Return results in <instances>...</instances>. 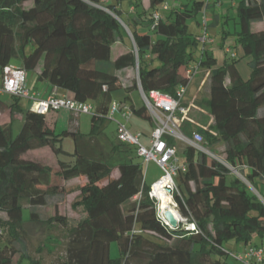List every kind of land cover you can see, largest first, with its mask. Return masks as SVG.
Returning <instances> with one entry per match:
<instances>
[{
	"label": "trees",
	"instance_id": "trees-1",
	"mask_svg": "<svg viewBox=\"0 0 264 264\" xmlns=\"http://www.w3.org/2000/svg\"><path fill=\"white\" fill-rule=\"evenodd\" d=\"M144 1L0 0V73L13 59L25 72L40 66L39 80L93 108L89 134H56L48 128L47 115L22 110L20 98L12 97L11 113L22 112L23 124L16 134L10 124L0 125V212L7 215L6 220L0 217V264H12L18 253L13 241L24 233L23 207L30 211L27 222L40 223V208L61 193L74 192L78 195L71 207L81 211L83 219L74 223L55 215L46 221L66 233L65 257L54 264H228L226 242L262 249L253 241L264 239V0H236L235 58L229 50L224 64L217 66L213 54L201 48L196 65L209 72V97L194 105L207 111L212 123L202 129L183 121L180 131L187 138L200 133L205 150L223 143L226 157L222 163L184 147V170L175 177L172 198L186 224L175 230L158 215L136 148L108 144L100 129L117 91H124L118 102L132 115L151 121L144 105L132 103L133 91L140 86L145 94L159 91L176 98L178 89L188 86L184 70L193 62L192 48L200 36L188 32L187 21L207 2L192 0L191 7H173L155 20V12L177 0ZM125 3L131 11L122 10ZM253 23H263V29L252 31ZM117 43L127 52L112 60ZM244 59L250 71L246 80L235 67ZM127 69L134 71L128 82L122 76ZM98 136L105 153L98 149ZM65 137L74 141L72 153L62 149ZM85 137L94 139L92 147ZM44 147L57 158V172L22 159L26 152ZM113 170L119 173L117 179L111 178ZM82 177L87 181L76 188L58 184ZM113 242L118 245L116 258L110 256ZM18 254L29 264H41L24 248Z\"/></svg>",
	"mask_w": 264,
	"mask_h": 264
},
{
	"label": "rangeland",
	"instance_id": "rangeland-1",
	"mask_svg": "<svg viewBox=\"0 0 264 264\" xmlns=\"http://www.w3.org/2000/svg\"><path fill=\"white\" fill-rule=\"evenodd\" d=\"M204 1L207 3L202 7V10L199 11L193 19L187 21L188 32L192 36H202L203 34L206 33L209 36L210 40H215L214 47L217 49L222 44H225L229 47L231 46L233 47V43L235 39L233 28L235 26H234V20L232 18L235 17V12H234L232 5L235 3L236 0H204ZM182 5L183 6L187 5L191 7L192 0H177L176 3H168L167 10H163L162 8H160L158 12L161 17H164L165 15L169 14L170 10H172L173 7L179 8ZM124 6L126 7L127 4L125 3ZM24 7L25 8L29 7V4H25ZM227 13L229 14V18L232 20L229 19L227 21V19H225ZM226 21L228 22V24L225 23ZM226 28L230 29V32H231L230 35H225L223 30ZM203 47L204 45H202V47L201 45H198L197 47L192 48L193 62L190 65H193V64L196 65L199 62L200 56H201L200 51H201V48ZM225 57L223 55L222 59ZM115 58H116V48L113 49L112 51L111 59L114 60ZM240 62L242 63L241 64L242 66L241 65L239 66L241 69V72L248 79L250 75V71H249V68L247 67V63L243 60H241ZM10 66L20 67V62L17 59H13L11 61ZM202 71H203V67L199 66L196 76H194V78L191 79V81L189 82L187 86V90H186L187 93L183 101L184 103H186V105L188 104V106H189V103L192 101V99L196 95L198 83H199V79L201 77ZM26 74L27 76L29 74L35 75L34 72H26ZM122 76H123L124 81L126 82L132 81L134 77V71L132 69H129L128 71L123 72ZM124 96H125L124 91H117L113 94V100L115 101L123 100ZM130 96L133 101V104L136 107H142L144 105L143 100L138 91H133ZM7 97L11 99L9 95ZM19 101H21V103L24 104L26 99H19ZM25 106H26L25 108H27L26 104ZM196 113H198V111L196 112L195 109H191L189 117L191 115L197 116L198 114ZM260 113H264V106L261 107ZM115 117L116 116L114 117L109 116L107 120L105 121V123L103 124L102 129H100L101 134L104 135L105 139L109 140L108 144L112 143V145L114 146L118 144L117 132H116L117 122L115 120ZM86 118H88L89 121L91 119L90 115H86ZM133 119H135V117H133ZM63 130H66V129L58 128L56 134L61 133ZM89 133H90V129H87L86 134H89ZM61 146H62V149L67 153H72L74 151V141L70 137L63 138L61 142ZM184 147L185 146L182 142H179V141L176 142L177 157L181 160H183L182 151ZM98 149H100L101 152L103 153L106 152L105 147L101 146L100 143H99ZM206 150H207L206 154L208 156L213 157L214 159H217L218 161L224 163L226 154H225V145L223 143H219L215 145L212 148V150L210 149H206ZM33 155H36V154H33ZM27 157L30 158L29 155ZM60 158L63 160H71V157H69L68 155H61ZM143 165H144L145 177L147 178L146 180L148 184H150L152 181L157 180L160 177V175H162L160 168L154 162H151L150 165L149 164L147 165L143 164ZM232 172L234 175H236L240 179L242 178L240 177V175H238V173H235V171H232ZM115 175H118L117 170H113V172L111 173V178H114ZM77 195L78 194L69 195V194L61 193L60 195L55 196V199L52 200L51 204H49L46 207L40 208L39 218L41 222L40 223L39 222L38 223L27 222L23 225L24 233H21L22 234L21 240L13 241L15 250L18 253H20V251H22V248H24V252L27 255H29L33 259H39L41 264H54L55 262L64 259L66 242H67L65 230L61 226H58L55 224L49 225L46 221L47 219L55 215L64 216L69 221L74 222V223L79 222L81 219H83L84 214L79 210L78 211L73 210L71 207L72 202L75 200ZM163 196L164 198H167L168 195L163 193ZM157 201H158L157 202L158 215H161L159 213V200L157 199ZM166 201L168 204L175 206L174 207L175 210L178 212L179 216L181 217V223L185 225L186 220L181 216L179 209L177 205L175 204V202L173 203V201H170V200H166ZM1 213L2 214H0V217L6 220L7 215L3 212ZM29 214H30L29 209L27 207H23L22 209L23 221H28ZM263 241L261 243L260 240L255 238L253 243L255 244L257 243L264 250ZM247 248L248 247L242 243L236 244L234 242H226L224 244V249L230 253L229 257L227 258L228 264H244L242 261L238 259V257L240 256V254H243L244 251L247 250ZM18 253L14 256L12 260V264H29V261L27 259H22L20 257V254ZM110 256L112 258H116L118 256V245L116 242H113L110 245Z\"/></svg>",
	"mask_w": 264,
	"mask_h": 264
},
{
	"label": "built area",
	"instance_id": "built-area-1",
	"mask_svg": "<svg viewBox=\"0 0 264 264\" xmlns=\"http://www.w3.org/2000/svg\"><path fill=\"white\" fill-rule=\"evenodd\" d=\"M167 4H164L162 9L167 10ZM155 20L160 18L159 12L153 15ZM198 42L206 45L210 42L209 36L205 33L198 38ZM229 52V51H227ZM236 54L232 53L231 58H235ZM137 70V66L135 68ZM199 69L198 65H189L184 70L185 77L191 81L196 76ZM1 87L0 95H9L11 97L26 99L31 101L30 111L37 115H48L51 112H56L61 109L70 111L76 115H92L93 108L90 104L76 101L64 95H58L56 91L52 92L45 99H39L35 93H32L25 83V71L20 67L7 66L1 72ZM187 87H181L176 92V98L160 93L159 91H151L145 94L139 86V94L143 100L144 106L153 123V129L149 137V146H142L139 142L140 133H130L125 123L129 121L132 112L126 105H121L118 101L111 102L108 110V117L119 116L117 122V140L120 143L136 148L138 157L143 160V163L154 162L162 172V176L151 185L150 196L157 199L153 195V187L161 180H169V195H173L176 191L175 177L180 171L184 170V166L180 165L177 160L176 146L168 144L167 138L182 142L184 146H191L194 149L206 153L204 149V138L198 132H193L190 137H185L180 126L183 121H186L188 106L181 105L187 93ZM194 108V104L190 105ZM180 115V116H179ZM107 117V118H108ZM158 202V201H157ZM160 213V212H159ZM160 216V215H159ZM191 229L194 226L191 225ZM264 252L262 249L248 248L243 254H240L238 259L244 264H264Z\"/></svg>",
	"mask_w": 264,
	"mask_h": 264
},
{
	"label": "crops",
	"instance_id": "crops-1",
	"mask_svg": "<svg viewBox=\"0 0 264 264\" xmlns=\"http://www.w3.org/2000/svg\"><path fill=\"white\" fill-rule=\"evenodd\" d=\"M146 4H147V1L145 0L144 5H146ZM232 6H233L235 16H236V1ZM122 10L123 11H125V10L131 11L128 4L126 7L124 6V4H122ZM221 17H222V15H221ZM234 18H232V19L234 20ZM225 19H227V21L230 19L228 13L226 14ZM232 19H230V20H232ZM227 21L225 23L228 24ZM251 29L254 32L261 31L263 29V23H253L251 25ZM233 30H234V32L236 31V26L233 28ZM223 31L227 32L228 34L231 33L230 29H228V28L224 29ZM214 44H215V40H210V42L207 43V45H205L204 47L207 46L206 48L213 54L214 58L216 59V65L217 66H222L224 64L223 62L225 61V59L229 57L227 55V51L230 50L232 53H235V54L237 53L236 52L237 50H234V48L232 46L229 47L225 44H222L217 49L214 47ZM198 45H201V47H202L201 43H199ZM234 45H235V40H234L233 46ZM115 48H116V58L127 52V48L123 44H120V43L115 44L112 48V51ZM220 48H221V50H220ZM223 55H224V57L226 56L225 58H223L224 61L222 59ZM243 61L247 62V59H244ZM241 64L242 63L239 62L238 64H236L235 67L238 70V73L241 76V78L243 80H246L247 78L242 74L241 69L239 67ZM128 70L129 69H127L126 71H128ZM39 71H40V66L35 71H32L35 73V75L29 74L27 76V74L25 72L26 86L31 90L32 93H35L39 99L47 98L54 91H56V93L58 95L66 94L65 91H63L61 89H55L49 83L39 80L38 79ZM208 73L209 72L205 68H203L201 77L199 79L196 95L192 99V101L189 103V106H188V104L186 105V103H184V101H183V103L189 107L188 113L186 116V118H187L186 121L197 126V127H199V128H202V129L208 128V126L212 123V118L208 114L207 111L202 110L201 108H199L196 105H194V108H191L190 105L192 103H195V101L199 102L201 100H206L209 97V89H208V83H209L208 82V75L209 74ZM1 82L2 81H1V73H0V87H1ZM228 82H229L228 78H226L225 83L228 84ZM7 96L8 95H0V102H1V106H2L0 108V125L10 124L13 134H16L19 132V130L21 129V126L23 124V115H22V112L11 113L10 106H11L13 101H12L11 96H10L11 99H9ZM132 103H133V101H132ZM25 104L27 105V108H25L26 107ZM18 105L22 110H28V109H30L31 101L26 100L24 104L21 103V101H18ZM191 109H195L196 112L198 111V113H196L198 115L197 116L191 115L189 117ZM194 113H195V111H194ZM46 117H47L48 128L50 130H52L54 133L57 132L58 128L66 129V130H73V131L77 130L82 134H86L87 129L91 130V119L89 121L88 118H86V115H75L68 110L61 109V110H58L56 112L49 113ZM133 117H135V119H133ZM115 120H119V116H116ZM152 125L153 124L151 121L146 120V119L141 118V117H137L135 115H132L131 118L129 119V121L127 123H125V126L130 133H132V134L140 133L141 134L139 142L142 146H145V147L149 146V137H150V134H151L152 129H153ZM99 137L100 136L95 138L97 140V142H99L98 141ZM83 140H85L86 142L91 140V143H90L91 147L94 145L93 144L94 139H91L89 137H85ZM97 144L99 146V143H97ZM33 154H36V155H33ZM28 155L30 156V158L27 157ZM22 159L26 160V161L39 162L42 165L50 167L52 169V171H54V172L58 171L57 158L54 156L52 151L47 147L28 151L25 154H23ZM177 160H178V163L180 165H183L184 159L181 160L177 157ZM143 164H145V163H143ZM147 164L150 165L151 162H148ZM118 177H119V173H118V175H115V177L113 179H117ZM143 179L145 180L147 185H152L153 183H155L158 180L157 179L155 181H152L150 184H148L147 180H146L147 178L145 177V173H144ZM86 181H87V178L82 177V178H73V179H70L67 181L59 180L58 184L59 185L61 184V186L65 187L66 189H68V188L70 189V188H76V187L80 186L81 184L85 183ZM72 194H78V192H74ZM69 195H71V194H69ZM0 214H2V213L0 212ZM24 222L27 223V221H24Z\"/></svg>",
	"mask_w": 264,
	"mask_h": 264
},
{
	"label": "bare ground",
	"instance_id": "bare-ground-1",
	"mask_svg": "<svg viewBox=\"0 0 264 264\" xmlns=\"http://www.w3.org/2000/svg\"><path fill=\"white\" fill-rule=\"evenodd\" d=\"M168 190H169V180L166 178L159 181L153 187V195L159 200V212L161 215H163V213H165L166 211H170L178 220H181V217H179L178 212L174 208L175 206L168 204L166 201V200L173 201V198L171 197V195H169ZM163 193L168 195L167 198H164Z\"/></svg>",
	"mask_w": 264,
	"mask_h": 264
},
{
	"label": "water",
	"instance_id": "water-1",
	"mask_svg": "<svg viewBox=\"0 0 264 264\" xmlns=\"http://www.w3.org/2000/svg\"><path fill=\"white\" fill-rule=\"evenodd\" d=\"M160 218L164 221L165 225L171 230H175L181 223V220H178L170 211H166L165 213H163V215H160Z\"/></svg>",
	"mask_w": 264,
	"mask_h": 264
}]
</instances>
